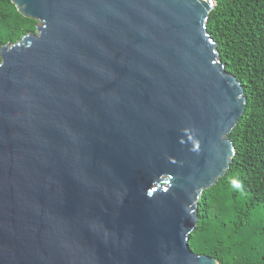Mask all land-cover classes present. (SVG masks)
I'll list each match as a JSON object with an SVG mask.
<instances>
[{"label": "water", "instance_id": "water-1", "mask_svg": "<svg viewBox=\"0 0 264 264\" xmlns=\"http://www.w3.org/2000/svg\"><path fill=\"white\" fill-rule=\"evenodd\" d=\"M0 47V264H218L189 248L245 109L214 0H11Z\"/></svg>", "mask_w": 264, "mask_h": 264}, {"label": "trees", "instance_id": "trees-1", "mask_svg": "<svg viewBox=\"0 0 264 264\" xmlns=\"http://www.w3.org/2000/svg\"><path fill=\"white\" fill-rule=\"evenodd\" d=\"M207 31L245 109L229 133V169L198 202L189 248L218 264H264V0H214ZM11 0H0V47L35 31Z\"/></svg>", "mask_w": 264, "mask_h": 264}]
</instances>
